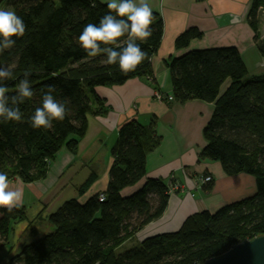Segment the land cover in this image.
Segmentation results:
<instances>
[{
	"label": "trees",
	"instance_id": "16d2710c",
	"mask_svg": "<svg viewBox=\"0 0 264 264\" xmlns=\"http://www.w3.org/2000/svg\"><path fill=\"white\" fill-rule=\"evenodd\" d=\"M92 2H12L26 32L23 37H13L15 46L0 54V67L12 68L16 77L3 84L8 87V95H14L23 72L29 70L34 96L19 105L25 122L0 118V172L6 173L8 180L17 178L26 184L44 180L60 150L76 154L78 142L87 130V116L107 112L105 101L96 95L95 88L120 86L152 75L151 59L162 38L161 17L153 13L151 38L146 43L137 41L148 58L135 71L125 74L117 65L104 63L103 54L87 56L76 42L85 25L98 24L108 12L105 3L94 0L96 7H92ZM261 8L264 0L251 1L247 24L264 57V42L259 40ZM201 37L199 29L188 27L176 37L174 48L184 49ZM126 40L127 36L121 37L118 44L108 47L120 50L118 45ZM164 65L170 74L173 102L199 100L213 104L211 118L202 130L206 146L199 152L198 162H217L227 176H252L255 194L214 213H195L185 219L178 231L148 237L116 254L117 248L163 214L168 201L166 184L160 179L145 178L146 155L160 141L154 130L155 119L146 126L133 119L117 131L105 192L82 204L77 198L64 202L47 216L53 230L24 244L11 260L21 264H202L235 244L264 236V74L248 78L246 66L234 47L192 50L168 58ZM226 80L230 84L219 95ZM49 85L55 86L52 95L57 100L69 101L66 107L71 111L63 121H53L54 130L33 129L27 118L41 105ZM95 179V174L89 175L77 188V194L82 196ZM143 180L139 190L122 196L123 190ZM204 186L205 191H210L212 181ZM100 194L103 201H99ZM25 218L24 207H15L11 212L0 208V248L8 243L11 225Z\"/></svg>",
	"mask_w": 264,
	"mask_h": 264
},
{
	"label": "crops",
	"instance_id": "0c3cea01",
	"mask_svg": "<svg viewBox=\"0 0 264 264\" xmlns=\"http://www.w3.org/2000/svg\"><path fill=\"white\" fill-rule=\"evenodd\" d=\"M251 1L148 0L153 13L158 14L163 22L160 46L151 59V80L144 77L129 80L120 86L95 88L96 95L105 101L107 112L99 116H87V130L78 142L76 154L60 150L42 181L32 184L9 181L13 190L19 189L23 193V202L19 207H24L25 215L29 199L36 201L37 216L42 206L48 204L51 194L54 196L55 191H64L78 174L80 185L92 173L96 177L82 196L77 194L80 204L95 194L104 193L112 164L110 151L116 141L117 131L121 125L133 119L145 126L152 118L155 119L154 130L160 141L146 155L145 178L162 180L168 188V201L163 214L130 240L137 238L140 243L148 237L174 233L187 217L195 213H214L225 205L253 196L256 185L252 176L245 173L227 176L219 163L197 160L199 152L206 146L202 130L211 118L212 103L199 100L184 104L162 103L153 98L157 91L164 95L172 93L170 74L164 61L192 50L234 47L246 66L248 78L264 74V57L260 55L253 39L254 34L247 24ZM234 16L239 17L238 24L232 22ZM259 19V40L264 42L263 18ZM188 27L199 29L202 37L190 41L184 49H175L176 37ZM229 84V80L222 84L219 95ZM92 106L93 109L97 108L95 104ZM206 176L212 179V188L208 192L204 190L205 184L199 182ZM143 182L123 190L122 196L136 192ZM29 195H33L34 199L29 198ZM39 216L43 219L48 213L42 211ZM34 222L36 220L30 225L26 221L15 224L26 223L29 229ZM30 232L33 234L36 230ZM22 245L19 244L13 250L9 247L8 256L11 250H19Z\"/></svg>",
	"mask_w": 264,
	"mask_h": 264
},
{
	"label": "clouds",
	"instance_id": "9594fccd",
	"mask_svg": "<svg viewBox=\"0 0 264 264\" xmlns=\"http://www.w3.org/2000/svg\"><path fill=\"white\" fill-rule=\"evenodd\" d=\"M105 3L108 12L103 15L98 24L89 23L84 26L81 34L76 38L78 45L87 56L96 57L103 54L107 65H117L122 73L135 71L137 66L148 56L137 41L146 43L152 36L151 24L153 11L148 0H100ZM92 7L96 3L92 2ZM114 13V14H113ZM233 23H239V17H233ZM26 25L23 19L14 10L0 9V54L15 46L13 37H23ZM127 36L120 50L108 45L118 44L119 38ZM101 44L105 47H101ZM32 73L25 70L22 78L16 84L15 94L8 95V87L3 81L15 79L12 68L0 67V118L11 122H25L24 115L19 107L27 99L34 96L30 76ZM54 85L47 86L41 98V105L36 107L33 114L27 118V123L33 129L54 130L53 121H63L70 113L66 107V99L57 100L52 93ZM23 202L21 190H13L9 185L8 176L0 172V208L11 212Z\"/></svg>",
	"mask_w": 264,
	"mask_h": 264
},
{
	"label": "rangeland",
	"instance_id": "374dc122",
	"mask_svg": "<svg viewBox=\"0 0 264 264\" xmlns=\"http://www.w3.org/2000/svg\"><path fill=\"white\" fill-rule=\"evenodd\" d=\"M12 2H13V0H1L0 1V9L13 10ZM261 9H264V8H261ZM261 9H260V17H263V19H262V23H263L264 16L262 14ZM80 179H81L80 175L78 174L73 179L72 183L64 191H62V192L58 191L59 193H57V191L54 190L55 191L54 196L52 193L51 194L52 196H50L48 204L46 206H42L41 212L46 211V213H48V214L53 213L64 202H66L70 199L77 198V192L76 191H77V188L79 187L77 185H80V183H81V182H79ZM15 180H19V179L12 178L9 181H15ZM24 184H26V183H24ZM30 184H32V183H30ZM29 198L34 199L33 195H29ZM26 208H27L26 209V215H27L28 219L25 218V220H23V221H26L27 223H29V225L32 224V222L35 220H36V222H34V224L29 229L26 228V223H17V224L14 223L11 225L12 229L10 230V233H9L8 239H7L8 245L4 248H0V264H21V263H19V261L11 260L14 256L19 254L21 248L19 250H15V251H12V250L21 243H23V244L31 243V242L43 237L45 234H47L53 230V227L48 223V221L46 219L47 216L46 217L44 216V218L41 219L40 216L38 217V215L41 214V212L36 216V214L38 213L37 212L38 206H37L35 200L30 201V199H29L28 204L26 205ZM30 220H31V222H30ZM31 230H36V232H33V234H32L30 232ZM137 244H138L137 238L130 240V241H126L124 244H122L119 248H117L115 250V253L121 254L124 251L131 249L132 247H135ZM9 247H12V250L8 256V250H9L8 248Z\"/></svg>",
	"mask_w": 264,
	"mask_h": 264
},
{
	"label": "water",
	"instance_id": "95a60500",
	"mask_svg": "<svg viewBox=\"0 0 264 264\" xmlns=\"http://www.w3.org/2000/svg\"><path fill=\"white\" fill-rule=\"evenodd\" d=\"M202 264H264V236L235 244L219 257Z\"/></svg>",
	"mask_w": 264,
	"mask_h": 264
},
{
	"label": "built area",
	"instance_id": "2783aa9c",
	"mask_svg": "<svg viewBox=\"0 0 264 264\" xmlns=\"http://www.w3.org/2000/svg\"><path fill=\"white\" fill-rule=\"evenodd\" d=\"M261 11H262V14L264 16V9H261ZM263 24H264V20H263ZM148 80H151V77H148ZM153 98H154V100H156L158 102H162V103H171V102H173V98H172L171 95H164V94H162V93H160L158 91L154 93ZM211 181H212L211 177L206 176V177L200 179L199 182H200V184L204 185V184H207V183H209ZM103 199H104L103 194H100L99 195V201H103Z\"/></svg>",
	"mask_w": 264,
	"mask_h": 264
}]
</instances>
